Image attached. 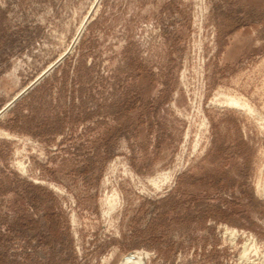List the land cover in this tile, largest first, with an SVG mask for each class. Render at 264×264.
Here are the masks:
<instances>
[{"label": "rangeland", "instance_id": "374dc122", "mask_svg": "<svg viewBox=\"0 0 264 264\" xmlns=\"http://www.w3.org/2000/svg\"><path fill=\"white\" fill-rule=\"evenodd\" d=\"M55 63L0 117V264H264V0H0V110Z\"/></svg>", "mask_w": 264, "mask_h": 264}, {"label": "water", "instance_id": "95a60500", "mask_svg": "<svg viewBox=\"0 0 264 264\" xmlns=\"http://www.w3.org/2000/svg\"><path fill=\"white\" fill-rule=\"evenodd\" d=\"M56 66V63L53 64L51 67H49L45 72H43L36 80H34L31 84H29L26 88H24L18 95H16L7 105H5L0 110V117L7 112L19 99H21L26 93H28L40 80H42L47 73H49L54 67ZM130 254L126 255L122 260V262H125ZM143 264V263H142Z\"/></svg>", "mask_w": 264, "mask_h": 264}, {"label": "bare ground", "instance_id": "6f19581e", "mask_svg": "<svg viewBox=\"0 0 264 264\" xmlns=\"http://www.w3.org/2000/svg\"><path fill=\"white\" fill-rule=\"evenodd\" d=\"M142 264L144 263V260L142 256L139 253H131L128 259L125 262H122L120 264Z\"/></svg>", "mask_w": 264, "mask_h": 264}, {"label": "trees", "instance_id": "16d2710c", "mask_svg": "<svg viewBox=\"0 0 264 264\" xmlns=\"http://www.w3.org/2000/svg\"><path fill=\"white\" fill-rule=\"evenodd\" d=\"M31 94V93H30Z\"/></svg>", "mask_w": 264, "mask_h": 264}]
</instances>
